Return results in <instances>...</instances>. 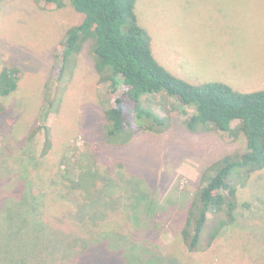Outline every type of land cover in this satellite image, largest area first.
Here are the masks:
<instances>
[{
    "label": "rangeland",
    "instance_id": "obj_1",
    "mask_svg": "<svg viewBox=\"0 0 264 264\" xmlns=\"http://www.w3.org/2000/svg\"><path fill=\"white\" fill-rule=\"evenodd\" d=\"M1 6L0 69L17 68L21 78L16 91L0 96V264H47L43 242L54 244V239L43 235L48 221L43 211L76 198L61 175V160L89 154L100 157L104 166H117L113 184L120 179L121 184L111 191L117 189L114 199L119 203L140 191L137 203L156 206L150 220H155L158 205L165 204L149 234L135 226L125 229L128 238L147 244L153 259L162 264H258L264 258V169L239 185L237 222L211 248L190 254L176 241L205 169L243 153L244 138L235 141L211 128L189 131L177 111L166 116L162 106L171 110V105L159 94L146 98V104L165 118L162 132H139L123 146L108 144L105 112L122 95L123 85L111 91L101 82L91 41L68 63L62 59L60 44L84 15L69 1L50 9L43 0H3ZM136 14L151 38L154 57L172 74L194 85L221 82L244 93L264 89V0H138ZM46 139L51 146L45 155ZM32 158L34 162L26 161ZM61 210L48 212L51 218L64 217L52 219L47 229L57 239L75 233L76 219ZM131 244L121 255L113 240L105 243L100 264H122L125 254L134 251ZM54 245H47L48 264H82L71 248H62L66 259L55 260Z\"/></svg>",
    "mask_w": 264,
    "mask_h": 264
},
{
    "label": "trees",
    "instance_id": "obj_2",
    "mask_svg": "<svg viewBox=\"0 0 264 264\" xmlns=\"http://www.w3.org/2000/svg\"><path fill=\"white\" fill-rule=\"evenodd\" d=\"M43 1L47 9L63 8L69 1L74 10L84 15L83 22L69 28L66 39L60 44L63 61L67 62L79 54L83 44L91 41V54L101 82L109 84L111 91L123 85L122 95L105 112L104 137L108 144L123 146L139 132H162L166 126L165 118L146 104V98L159 94H163L171 105V110L162 106L166 116L171 111H177L184 116L183 125L189 131L199 132L211 128L227 134L235 141L244 138L243 153L227 155L205 169L199 179L200 187L191 198L183 224L176 233V241L181 242L190 254L211 248L215 239L237 222V209L241 207L238 200L239 185L244 186L252 175L264 169V89L244 93L221 82L194 85L169 72L154 57L151 38L138 22V0ZM2 2L0 0V20ZM20 78L21 72L17 68L0 69V96L5 97L16 91ZM41 127L49 138L47 126L43 124ZM35 134L36 130L30 132L29 139H34ZM46 140L45 155L51 146L50 140ZM86 157L72 156L69 160L65 157L61 160L64 165L61 175L67 178L70 185L68 190L76 194L75 200L71 203L60 202L57 206H51L50 210H42L44 220L48 219L43 224V235L49 234L57 245L55 260L66 259L62 248L63 251L71 248L76 252L74 256L78 255L75 259L80 263L100 264V258L105 260L104 244H110V240H113L117 245L114 248L121 255L128 251L126 244L134 242L131 244L134 251L125 254L128 258H122V264H162L157 261V257L153 259L145 247L147 244L128 238L125 229L132 231L135 226L149 234L148 231L154 230L151 222L165 213V204L158 205L155 220H150L156 206L137 203L141 201L140 191L135 195L133 193L132 197H124L123 204L119 203V200L114 199V193L121 179L118 184H113L118 174L117 166H104L100 157L95 155ZM34 159L26 161L34 162ZM112 186H117L114 192L111 191ZM64 190L61 188L62 192ZM47 195L45 192V201L48 200ZM142 196H145L144 193ZM166 203L169 205L171 202ZM60 209L69 211L76 219L72 222L75 233L68 232L63 234L66 236L62 239H57L47 229L49 224H54L52 219L64 217L51 218L48 212H60ZM47 243L43 242L47 252H42V261L48 264L52 257L46 260L50 255L47 245H55ZM84 251L89 253L85 254ZM261 263L264 264V258L258 259V264Z\"/></svg>",
    "mask_w": 264,
    "mask_h": 264
}]
</instances>
